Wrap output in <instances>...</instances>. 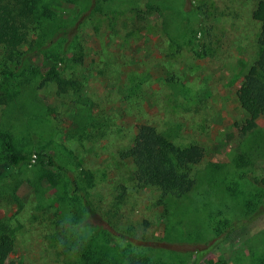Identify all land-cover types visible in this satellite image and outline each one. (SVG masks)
<instances>
[{
  "label": "rangeland",
  "instance_id": "1",
  "mask_svg": "<svg viewBox=\"0 0 264 264\" xmlns=\"http://www.w3.org/2000/svg\"><path fill=\"white\" fill-rule=\"evenodd\" d=\"M37 1L36 24L16 37L31 53L28 72L3 77L11 63L0 46V90L14 97L0 105V134L26 153L54 152L70 175L35 161L14 169L0 144V231L15 241L11 260L264 264V115L241 136L237 99L258 58L262 0ZM52 14L76 30L64 61L65 43L49 50L42 41ZM51 67L75 92L44 85ZM141 124L203 147L191 193L164 197L136 183L130 149ZM238 220L246 225L231 231Z\"/></svg>",
  "mask_w": 264,
  "mask_h": 264
},
{
  "label": "trees",
  "instance_id": "2",
  "mask_svg": "<svg viewBox=\"0 0 264 264\" xmlns=\"http://www.w3.org/2000/svg\"><path fill=\"white\" fill-rule=\"evenodd\" d=\"M38 12L37 0H0V46L11 63V68L1 73L3 77L9 78L18 73L20 75L21 72H28L25 62L31 57V53L19 49L20 43L16 37L26 32L31 24H36ZM43 13L51 14L46 7ZM253 16L261 24L258 39L259 54L255 63L248 69L244 82L237 92L238 102L246 114L245 122L238 127L241 136H246L255 130L258 120L264 115V0L259 2ZM47 18L51 19V25L41 35L42 41L47 43L49 50H53L58 44L65 43L62 46L60 59L64 61L71 44V37L76 30L56 25L58 23L53 14L52 18L51 16ZM48 83L58 86L59 95L67 94L70 90L75 92L70 79L52 67L44 80V85ZM13 100V96L0 90V105H7ZM0 144L5 163L14 169L35 161L45 169L70 175L69 170L52 151L41 149L35 153H26L17 146L13 135L8 132L0 134ZM130 154L133 157V177L139 186L156 188L164 197L182 198L195 188L193 168L202 162L205 151L198 144L178 145L152 125L141 124L136 127ZM70 178L75 192L82 193L77 180L71 176ZM254 181L259 184L257 179ZM86 204L89 207L87 201ZM88 210L91 212L90 207ZM233 224L234 228L231 231L246 225L244 220L234 221ZM14 251V239L1 230L0 264H17L11 260Z\"/></svg>",
  "mask_w": 264,
  "mask_h": 264
}]
</instances>
